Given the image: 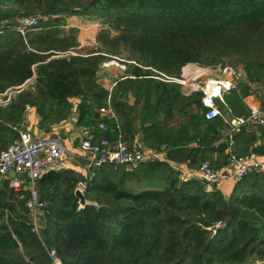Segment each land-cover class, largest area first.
I'll return each mask as SVG.
<instances>
[{"label": "trees", "instance_id": "1", "mask_svg": "<svg viewBox=\"0 0 264 264\" xmlns=\"http://www.w3.org/2000/svg\"><path fill=\"white\" fill-rule=\"evenodd\" d=\"M36 15L47 19L21 35L19 20ZM68 16L99 17L116 36L105 32L99 41L105 51L80 53L78 30L65 28ZM121 50L129 53L124 76L110 92L98 72ZM70 51L76 55H65ZM226 60L247 78L218 105L224 115L247 116L249 83L264 79V0H0V94L22 87L0 105V153L19 139L29 109L45 133L76 114V127L92 130L94 142L108 137L128 144L135 135L134 105L142 107L143 145L166 153V161L133 171L105 165L86 176L70 169L49 172L36 183L50 212L38 233L22 198L29 193L4 183L0 264H55L52 251L61 264L264 260V174L243 176L228 197L217 187L207 191L197 180L182 179L172 164L197 169L209 161L214 169L227 168L226 124L222 117L205 118L200 93L185 96L179 85L152 78L150 69L179 77L188 64ZM109 100L114 117L100 112ZM257 128L264 138V128ZM235 140L236 157L264 155L256 132L244 128ZM80 182L86 184L84 208L75 196Z\"/></svg>", "mask_w": 264, "mask_h": 264}, {"label": "built area", "instance_id": "2", "mask_svg": "<svg viewBox=\"0 0 264 264\" xmlns=\"http://www.w3.org/2000/svg\"><path fill=\"white\" fill-rule=\"evenodd\" d=\"M47 17L36 15L24 17L19 20L16 29L21 35L38 27L39 23ZM98 27V26H97ZM66 54L76 55L74 52ZM155 74L152 78L181 87L185 96L200 93V103L207 120L222 117L226 126L222 129L223 140L228 143L227 152L230 153L229 165L225 169H214L209 161H205L197 169H180L184 180H197L204 184L207 191L216 188L225 180L238 182L243 176L250 173L264 174V160H256L252 157L238 158L233 154L236 144V134L247 127L264 128V113L259 109H252L247 116L231 117L224 115L218 102H224V95L238 89L242 82L246 81V74L241 68L230 65L218 64L216 66H200L188 64L183 67L179 77L169 76L150 68ZM16 89H22L18 87ZM10 90L0 94V105L6 106L12 99ZM19 92V91H16ZM102 116L114 117L110 104L101 109ZM99 129L103 133L108 132V127L101 123ZM83 134L77 150L69 149L57 138L48 135H36L30 131H21L20 137L7 150L0 153V188L3 180H8L10 188L19 192H28L22 198L27 199L26 207L30 213L31 225L37 233L45 224L50 215L49 204L42 200L36 183L43 176L54 170L57 163L64 159L83 160L88 171L97 170L105 165L114 167L123 166L129 171L138 169L143 163L149 161H161L159 151L144 150L130 147L120 139L112 141L103 137L94 142L92 130L82 129ZM21 177H11L10 173ZM86 184L80 182L77 189L85 192ZM55 264H61L55 251L51 252ZM253 264H264V260H257Z\"/></svg>", "mask_w": 264, "mask_h": 264}, {"label": "crops", "instance_id": "3", "mask_svg": "<svg viewBox=\"0 0 264 264\" xmlns=\"http://www.w3.org/2000/svg\"><path fill=\"white\" fill-rule=\"evenodd\" d=\"M84 46V43L82 40L79 41V49H82ZM87 54V53H84ZM125 71V69H124ZM106 72V73H105ZM101 76V78H99V83L108 91H112L115 83L117 80L122 79V77L124 76V72H111L109 68L105 69V63L102 66V70L101 73L99 74ZM106 81V83H105ZM34 82V78L32 80H30L29 82H27V85H31ZM250 84V87L252 88V84ZM253 91V89H252ZM264 97V90L261 93H257L254 92L250 95H248L245 99H244V103L245 105L248 107V109H250V111L252 109H259L261 110V98ZM135 103V98L134 97H130L129 99V104L130 105H134ZM134 116H135V121H134V128H135V135L132 139L131 142H128L129 146L135 147V148H140V149H144V150H151L149 148H147L146 146L143 145L142 142V138H143V133L142 130L140 128V123H139V118L141 116V110L142 107L141 105H134ZM76 110V108H75ZM227 116V115H226ZM227 119H232L230 116L227 117ZM76 120H77V115H73L69 120H67L66 122H63L61 124H58L56 126L53 127L51 133H45L43 131H40L37 128V124L39 121V117L37 116L36 112L32 109L27 110L26 113V120H25V124L22 128L21 131H30L36 135H48V136H52L54 138H60L63 140V144H65L69 149L72 150H77L78 149V144L79 141L82 137L83 131L81 129H78L76 127ZM242 130V129H241ZM240 130V131H241ZM246 130L248 131H254L257 134V145H262L264 144V138L260 136V132L258 131L257 127H247ZM20 131V132H21ZM127 134V131H125L124 135ZM165 147H163L162 150H164ZM160 153V157H161V161H166V153L164 151H159ZM252 158L256 159V160H264V155L263 156H252ZM175 166V164H172ZM180 169L186 170V169H190L188 168V166L186 164H180ZM62 169H70V170H74L77 173H79L82 176H86L88 174V170L86 168V165L84 163L83 160H68V159H64L61 162L57 163L54 167L53 171H58V170H62ZM11 177H14L11 173H10ZM235 182L232 180H225L222 183H220L217 188L225 195V197H228L231 193L232 190L234 188Z\"/></svg>", "mask_w": 264, "mask_h": 264}, {"label": "rangeland", "instance_id": "4", "mask_svg": "<svg viewBox=\"0 0 264 264\" xmlns=\"http://www.w3.org/2000/svg\"><path fill=\"white\" fill-rule=\"evenodd\" d=\"M66 20V30H69L71 28H76L78 30V41L82 40L84 43V46L82 49H79L78 47V52L80 53H90L92 51H105L102 45H100L99 41H103V39L106 38L105 32H110L109 24L105 23L101 18L99 17H86V16H68L65 18ZM98 26V27H97ZM116 36L115 32L110 33L109 38H114ZM121 54H117L116 56H109V60L105 62V69L109 68L111 72H124L125 65L122 63L123 61L128 59L129 53L127 51H120ZM65 55H70V54H65ZM131 63V62H129ZM224 65H230L236 68H241L240 66L236 65L234 62L226 60ZM103 66V65H102ZM102 66L100 71L98 72L99 78L101 76L99 75L102 70ZM242 69V68H241ZM106 73V72H105ZM106 83V81H105ZM28 85H25L26 87ZM252 89L254 92L261 93L264 90V79L261 82L258 83H252ZM16 90H10L9 93H12L13 95L16 93ZM178 124V121H177ZM61 142L63 140L61 137L57 138ZM8 184V180H3V187L4 183ZM9 186V185H8ZM261 260L259 258H253L252 260L249 261L247 264H253L255 261Z\"/></svg>", "mask_w": 264, "mask_h": 264}, {"label": "water", "instance_id": "5", "mask_svg": "<svg viewBox=\"0 0 264 264\" xmlns=\"http://www.w3.org/2000/svg\"><path fill=\"white\" fill-rule=\"evenodd\" d=\"M11 174L15 177V176H18V177H21V175H15L14 172H11ZM75 196L76 198L79 200V205H80V208H84L85 206L88 205V202L85 198V195L84 193L80 190V189H76L75 190ZM218 228V226H214L212 228H210V230L212 231H216Z\"/></svg>", "mask_w": 264, "mask_h": 264}]
</instances>
